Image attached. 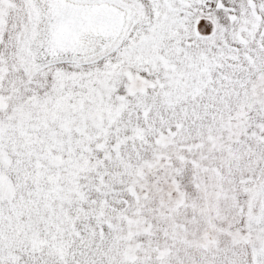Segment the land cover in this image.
Returning a JSON list of instances; mask_svg holds the SVG:
<instances>
[{"label": "snow or ice", "instance_id": "obj_1", "mask_svg": "<svg viewBox=\"0 0 264 264\" xmlns=\"http://www.w3.org/2000/svg\"><path fill=\"white\" fill-rule=\"evenodd\" d=\"M0 264H264V0H0Z\"/></svg>", "mask_w": 264, "mask_h": 264}]
</instances>
